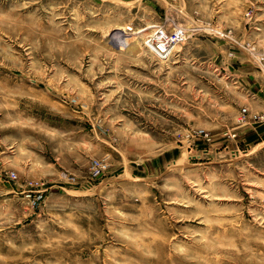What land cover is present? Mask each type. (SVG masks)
<instances>
[{
    "label": "rangeland",
    "instance_id": "rangeland-1",
    "mask_svg": "<svg viewBox=\"0 0 264 264\" xmlns=\"http://www.w3.org/2000/svg\"><path fill=\"white\" fill-rule=\"evenodd\" d=\"M156 22L189 30L169 59L125 34ZM263 56L264 0H0V264H264V123L226 75Z\"/></svg>",
    "mask_w": 264,
    "mask_h": 264
},
{
    "label": "built area",
    "instance_id": "built-area-1",
    "mask_svg": "<svg viewBox=\"0 0 264 264\" xmlns=\"http://www.w3.org/2000/svg\"><path fill=\"white\" fill-rule=\"evenodd\" d=\"M127 30L125 34H140L146 49L160 59H169L173 53L174 47L184 41L189 34V30L185 26H177L171 30L164 22L152 23L136 31L128 26ZM220 33L224 32L220 31ZM262 61L264 66V56ZM251 121L264 123V110L250 112L244 107L241 110L239 122L246 123ZM191 136L203 140L205 143L212 139L210 133L203 128L192 130ZM97 163L101 164L100 162ZM13 174L15 176V173Z\"/></svg>",
    "mask_w": 264,
    "mask_h": 264
},
{
    "label": "crops",
    "instance_id": "crops-1",
    "mask_svg": "<svg viewBox=\"0 0 264 264\" xmlns=\"http://www.w3.org/2000/svg\"><path fill=\"white\" fill-rule=\"evenodd\" d=\"M236 72L243 74V76L247 77V84L245 86L248 89V92L251 93L250 98H248L247 103L243 104L244 106H249V109L252 111H262L264 110V81H260L257 85H252V76L254 75L253 71H231L226 75L229 76H238ZM240 75V74H239ZM264 80V79H263ZM241 82V80H239ZM253 89V90H252ZM253 93V95H252ZM264 135V129L253 128L252 132H247L246 130H242L240 141L248 142L251 138L252 140L259 139Z\"/></svg>",
    "mask_w": 264,
    "mask_h": 264
},
{
    "label": "bare ground",
    "instance_id": "bare-ground-1",
    "mask_svg": "<svg viewBox=\"0 0 264 264\" xmlns=\"http://www.w3.org/2000/svg\"><path fill=\"white\" fill-rule=\"evenodd\" d=\"M133 37H136L135 35H133Z\"/></svg>",
    "mask_w": 264,
    "mask_h": 264
}]
</instances>
